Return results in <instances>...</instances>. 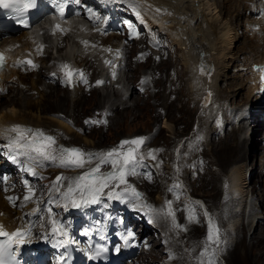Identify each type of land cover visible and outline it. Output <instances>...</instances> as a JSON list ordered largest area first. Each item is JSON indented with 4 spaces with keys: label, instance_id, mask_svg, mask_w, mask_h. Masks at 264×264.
Masks as SVG:
<instances>
[{
    "label": "rangeland",
    "instance_id": "obj_1",
    "mask_svg": "<svg viewBox=\"0 0 264 264\" xmlns=\"http://www.w3.org/2000/svg\"><path fill=\"white\" fill-rule=\"evenodd\" d=\"M243 17V19L246 18L245 16ZM22 31L23 30L13 31L12 34H8L7 36L4 35L0 39L9 37L10 35L18 36ZM237 33L240 36H247V34L248 36L251 35L250 32L244 34L241 28L237 30ZM63 38L66 40L62 42V51L65 50L67 44V37L64 36ZM238 40L242 41L243 45L245 44V39L243 37ZM141 42L140 39H136L132 46H127L126 49L128 51L126 56L128 66L123 67V70L120 73L119 80H121V82L96 86L88 91L80 90L81 93L78 92V95L80 96L78 102L80 103H76L71 99V97H75L74 91L73 93H70L71 89L61 87L56 83H49L45 78L47 74L45 67L40 65L38 70H34L36 73H34L33 79L36 76L39 77L40 81L45 79L44 86L40 85L39 91H43L46 94V99L43 102L44 104L41 103L40 108L37 111L35 110V107H33L35 114L39 113V115L42 116H50L54 114L56 115V113H62L67 118L74 121L75 125L83 126V118L85 116H100L105 109L107 110L108 105L111 104L112 101H114V108L110 111L111 113L109 115L107 114L108 119L106 120V123L94 125L91 128L83 126V131L74 127L76 130L75 132L78 131V135L80 134L81 137L85 136L87 140H90L88 143L79 139L69 140L67 134H63V129L57 130V127L55 129L53 126L42 124L36 128L55 133L58 137L60 135V137L63 138V143L70 145L61 146L54 144L53 148L57 151L60 148H75L74 145L79 144V147L85 153H103L118 147L122 140H129L138 135L146 138V144L138 153V155L144 157L142 161L143 163L140 165L142 167H137L138 169L140 168L139 171L143 174V178H145L143 179L144 182H142V186H145V193L150 199L156 202L157 194H159L161 190L166 192L165 189L167 183L173 179L178 181L177 178L180 177L179 181H183L188 186V191L196 195V197L201 198L206 203V209H208V212L211 214V217L214 219V222L219 229L220 243L218 245L214 243L209 244L207 240L208 233L203 218L195 220L198 223L192 220L195 224L194 227H192L186 220L188 218L186 217L185 212L180 208L182 203L178 201L179 198L176 199L174 197L177 202H175L176 204L172 212H176L174 219L175 224L178 225V227L173 226L172 216H166L168 221L165 223V221L160 220L161 223H157V225L164 226V224H166V227L168 225V228L170 226L168 230L171 237L169 247L173 244L171 247L172 249H175L174 251L177 252V255H184V257L181 256V264H201V261H204V264H207L209 259H218V264H264V258H262L264 256V237L258 238V236L264 235V222H261L259 228L256 227L255 229L253 227L249 231V234L247 232L249 227L241 228L237 237V247L234 246V243H231L233 240V237L230 236V219H232L231 212L240 207V216L243 211V216L240 218V222L242 220L246 221V218L244 201L232 207V195L229 193L230 188H228L229 183L227 179L230 170L229 168L238 165V163L240 166L243 165L241 163L247 164L245 169H247L248 180L251 182L249 187L252 185L255 187V190H261V192L249 195V198L247 197L246 199V206L248 207L250 203H256L257 201V206H259L261 204L260 200L264 201V185L261 184L264 180V165L261 167L259 164V157L261 155L259 149L260 146L263 145L260 141V137L263 133L264 125L260 128V125L258 126L259 129L254 138H252V136L255 130H253L250 138L247 139L245 137L246 142H243L244 144L238 145V143L232 141L230 142L231 144L233 143L231 145L230 143H227V141H222L221 137L218 138L223 134L228 135L230 130L227 129L218 135L213 131L214 135H210V141L209 143H206L204 132L201 134V132L196 131V122L201 121L197 116H201L202 114L204 122L212 125L211 117L216 114L217 108L212 109L213 112L210 115L212 110L205 113L204 109L198 107L199 100L204 97V94L202 93H205L207 88L203 87L202 89L200 85H198L199 82L197 80L196 84L200 88L197 85L196 87L197 90L200 89V95H198L197 100L192 99L189 101L190 97L188 94L191 89L189 88L190 91H187L188 88L185 89V81H183V79L186 78L188 87L190 83L189 79H187L188 75L186 69H184L181 60L178 59V56L176 55L178 54V51L174 47H171L170 50L163 49L158 56L159 59L148 54L149 56L147 55L148 57L142 60L140 58L141 51H139L142 49ZM239 43L241 44V42ZM51 44L52 43L49 44V48L45 52V55L42 56L47 63H50L51 57L58 53L56 47H53ZM243 57V55H240L238 62L243 63ZM90 58L93 63L96 64L90 68L93 69L94 73H100L99 58L94 55ZM41 62L42 61H40V63ZM69 63L72 62L69 61ZM236 69L237 67H233L232 71L236 72ZM242 69L244 70V68ZM149 72L151 74H148ZM29 74L31 75V73ZM144 74H148L146 75L147 82L142 85L140 90V81H142V76ZM240 77L241 76H238L236 85H240ZM123 82L124 86H122ZM206 83L207 82H205V84ZM45 84L50 85L46 86ZM220 85L221 90L224 91L221 92L223 95L227 92L226 90L228 89V86L222 82ZM28 87L21 83L17 87L15 85L10 88L7 87V92L0 94L4 95L6 98H11L17 101L21 97L18 89H22L24 93L23 99L34 101V99L39 97V94L34 89L31 90V88ZM107 87H109V93L107 96H103L102 92H104ZM127 87H129V89ZM114 90L117 91V96L112 93ZM245 91L246 85L242 90L240 89V92L236 93L234 97H229V101L241 98L244 94L241 95V93ZM120 95H122V97L119 99L118 96L120 97ZM216 97L220 98L219 100H222L218 95H216ZM242 99H244V97ZM0 105V110L13 106V104L8 101H3ZM212 106L215 107L216 104H213ZM219 112L223 113V106L220 108ZM66 122L69 123L68 121ZM69 124L72 125L71 123ZM165 124L167 125L165 126ZM167 126H172L173 130L170 131ZM43 133L48 136L46 132ZM189 133H194L196 136L201 135L203 143L198 149L196 147L197 150H195V154H193L191 150L184 148L183 151L180 152L179 158V154L177 155L174 150L178 149L177 151L179 153V146L186 141L187 137L189 139ZM239 133V135L244 134L242 131H239ZM257 137L258 149H255L254 146ZM233 148L236 149V152ZM238 149L239 151H237ZM149 152H152L155 156L153 161L157 168L156 175L153 164L148 161V158L150 157L148 155ZM199 159H202L204 165L199 163ZM190 160H193V162H195V160L198 161L199 170L193 168L194 164L193 162H190ZM97 162L98 161L93 160L92 163L96 164ZM58 164V160L53 162L50 160L46 161L42 158L40 165L34 166V168L41 172V177L45 180V184L48 185L53 181L54 175L61 174L58 170L65 168L57 166ZM106 166L109 165H103V167ZM254 167L256 170L253 174L252 170H254ZM192 169L193 171H191ZM65 177L67 179L70 178L68 175ZM167 198V200L173 198L170 192L167 193ZM202 200L200 201L204 203ZM172 204L173 202L171 200V205ZM262 208H264V206ZM248 216L250 215L248 214ZM252 230H256V234L253 235V232H251ZM154 234L155 232L153 231L151 236ZM188 235H192L193 237L189 239ZM229 239H231V241ZM157 246L154 250L150 249L149 253H147L148 260L152 257H156L157 259L152 261V264H160L159 261L162 260L164 254L163 251L166 249L164 247L167 245L159 244ZM161 248H163V250ZM215 251L217 254L214 255ZM201 252H206V255L202 257ZM140 255L138 258H140ZM127 262L128 259L125 260L126 264ZM171 264L180 263L176 260L172 261Z\"/></svg>",
    "mask_w": 264,
    "mask_h": 264
},
{
    "label": "bare ground",
    "instance_id": "obj_2",
    "mask_svg": "<svg viewBox=\"0 0 264 264\" xmlns=\"http://www.w3.org/2000/svg\"><path fill=\"white\" fill-rule=\"evenodd\" d=\"M138 1H143L144 6H147L149 9L142 10V8L139 6L138 7L133 6L132 7L133 13L135 12L143 13L145 16H147L150 19L152 24L159 25L160 26L159 29L161 30V33L165 37L166 46L164 47V49L167 47V49L170 50L171 47H174L178 51L177 52L178 54L176 55L178 56V59L181 60L184 69H186L188 75L187 79H189V83H190L188 87L186 83L187 82L186 78L183 79V81H185V89L188 88L187 91H190L191 89L190 91L191 93L190 92L189 94L187 93L190 97L189 101H191L192 99L197 100L198 95H200L201 91L200 89L197 90L196 87L197 85L196 82L198 80L199 82L198 85H200L202 89L203 87L207 88L205 93H202L204 94V97H202L199 100V105H198V107L204 109L205 113L211 110V105L204 108L205 102L210 94H211L210 95L211 98H213V102L216 103V106L220 107V105L226 99H228L229 97H234V95L240 92V89L242 90V88L245 85H246V91L241 93V95L243 93L244 94L243 96H241V98H238L239 99L238 104L249 103L251 107L253 105V102H256L257 99L251 97V94L253 92V85L247 84V81L255 78L249 72V64L252 61H256V62L264 61V21L260 17L255 16L256 8L254 6V3L259 0H138ZM157 9H159V11H157ZM150 10H152L153 13L157 16L156 19H151L149 17L147 11ZM243 16H245L246 18L243 19L244 18ZM83 25H84L83 21L70 23L71 29L65 35V37H67V44L65 46L64 51H62L61 48L63 46L62 42L66 39L62 38L61 36L52 37L49 31L44 26L37 27L36 25L35 32L30 30H23L18 36L10 35L9 37H5L0 40V50H2L5 54L4 55L5 64L3 70L0 72V83L3 86H8L9 88L13 87L14 85L17 87L19 84L23 83L27 85V87L29 86L28 88H31V90L34 89L39 94V97L34 99V101H30L27 99L24 100L23 99L24 93L22 89H18L21 94V97L17 101L11 98L10 99L6 98L4 97V95L0 94V104L3 101H8L13 104V106L7 109L0 110L1 140L11 141V138L15 137V134L11 135L10 133L4 135L5 130L9 129L11 125L13 126L19 125L25 129L32 128L33 130L36 131L41 130L40 132L50 133L49 131H45L42 129H35L37 126H41L42 124H45L47 126H53L55 127V129L57 127V130L63 129V134H67L69 140L79 139V140H83L86 143L90 142V140H87L85 136L81 137L80 134L78 135L77 133L78 131L75 132L76 130L72 125L69 124L70 122L67 123L66 122L67 120L66 121L63 120L62 117L55 114L50 115L51 116L50 117V116L39 115V113L37 114L34 113L33 107H35V110L37 111L40 108L41 103H43L46 99V94L43 91L42 92L39 91L40 85L44 86L45 79L40 81L38 76L34 77L33 79L34 73H36L34 70L23 72L20 69H16L13 67L14 63L10 59V55H14V54L23 55V51L21 50H23L26 47L30 48L31 45L36 40V35L39 36L41 35L43 37V41L45 42L44 52L48 50L50 43H52L51 45L53 47L54 46L56 47L58 52L55 56L51 57L50 63H47L42 58V56L35 58V60L38 61L39 63L40 61H42L40 64L45 67L47 74L50 71L55 70L57 68V65L62 61H71L74 65H84L87 67L96 65L93 63L90 57L93 55L96 57L98 53L102 51V48L98 46L99 43H105L106 45H112V46H120L119 40H117L119 35H117L116 33H112L111 35L108 36H99L91 32L89 27H83ZM41 28L44 29L42 34H40L39 32V29ZM240 28L243 30L244 34L250 32L251 35L250 36H248V34L247 36L238 35L237 30ZM242 37L245 39L244 45L242 44V41L238 40ZM99 39L100 42L98 41ZM8 41H10V43L6 45ZM239 42H241V44ZM16 44L20 46H16ZM240 55L244 56L243 63L238 62ZM124 61L125 64L123 67L128 66V61L126 56L124 57ZM244 66L246 68L243 70L242 68ZM201 67H203V71H201ZM233 67H237L236 72L232 71ZM29 73H31V75ZM238 76H241L240 77L241 79H239L240 85H236L238 81L237 80ZM45 78L47 79L46 76ZM115 82L120 83L121 80L117 79ZM205 82H207L206 83L207 86ZM221 82L225 83V85L228 86V89L226 90L227 92H225V94L223 95L221 93L224 92L221 90V85H220ZM45 85L47 86L50 84H45ZM122 86H124V82ZM127 88L129 89V87ZM73 91L75 92V97L74 98L71 97V99L77 103L80 100L79 99L80 96L78 95V92L81 93L80 88H74L73 90H70V93L71 92L73 93ZM102 93L103 96H107V94L109 93V87H107L105 91ZM112 93L117 96V91L114 90ZM216 95L221 97L222 100H219L220 98L216 97ZM121 97L122 95H120V97L118 96L119 99ZM243 97L244 99H242ZM263 103L264 102L261 101L258 104H255V106L259 107V109L264 112ZM113 108H114V101H112L111 104L108 105L107 110L111 111L113 110ZM259 114H256L254 117L253 130L255 131L253 132L252 138L255 137V134L258 131V129L264 125V120L259 118ZM197 117L200 118L201 121L196 122V126H197L196 131L201 132V134L202 132H204L205 141L206 143H209L210 135H214L213 133L214 127L204 122V119L202 118V114L201 116H197ZM166 125L167 124H165V126ZM167 128L170 131L173 130L172 126L170 127L167 126ZM239 134H240L239 129H231L228 135L223 134L224 136L221 135L218 138L221 137L222 141H227V143L235 141L236 143H238V145L244 144L243 142H246V138L245 136H241ZM197 136H201V135H197ZM197 136L194 133L192 134L189 133V139L187 137L186 141H184L183 144L179 146V153L177 151L178 149L174 150L177 153V155L179 154V158H180V152H182L184 148L191 150L193 154H195L194 152L196 150V147H199L203 143V140L200 143H198V141L196 140ZM58 138L60 141L64 142L62 140L63 138H61L60 135ZM257 144H258V137L257 140L255 141V146H254L255 149L256 148L258 149ZM16 150L20 151L23 150V148L16 147ZM233 150L236 152L235 148H233ZM259 150L261 151V155L259 157V164L262 167L264 165V145H261ZM237 151H239V149ZM241 164L243 165L240 166V164L238 163L239 166L234 165L231 168H229L230 170L228 172V178H227L229 183L228 188H230L229 193L232 195L231 196L232 207L244 201V211L246 218V221L242 220L240 222V218L243 216V211H242V215L241 216L239 215V212L241 210L240 207L231 212L232 219H230L231 220L230 236L233 237L231 243H234L235 247H237L238 245L237 237H238V233H240L241 228L249 227L247 231L249 234V231L253 227L255 229L256 227L259 228L261 226V222H264V208H262L264 206L263 200H260L261 204L259 206H257L258 201L256 203L255 202L250 203L248 207L246 206L247 197L249 195H253V193L261 192V190L260 191L255 190V187H253L252 185L251 187H249L251 182L248 180L247 169H245L247 167V164L244 163ZM255 170L256 169L254 167V170H252L253 174L255 173ZM263 182L264 180L262 181V183L260 181V183L264 185ZM185 186L188 191V186L186 184ZM160 192L156 196L157 204L162 203L167 198V193L165 191L161 190ZM189 194L192 195L193 198L201 202L200 201L202 200L201 198L196 197V195H194L193 193L189 192ZM172 202L174 203L175 201L172 200ZM203 204L205 206V210L207 211L206 203L204 202ZM1 210L3 211L4 214L3 215L0 214V225H7L8 227L14 225L15 222H12L13 220L12 215L14 214V211H16V209L14 207H11L6 202L0 191V211ZM248 214L250 216H248ZM192 220L194 219L188 220V222L191 224L192 227H194L195 224L194 221ZM7 226L4 227L7 228ZM167 229H169L168 225H167ZM251 232H253V235L256 234V230H252ZM192 237L193 236L190 235L189 239H191ZM262 237H264V235L258 236V238H262ZM148 240L152 242V246L150 248L151 250H154V248H156V246L159 245L158 243H160L159 241L160 239H156L155 235L150 236L149 234ZM229 240L231 241V239ZM172 245L173 244H171V246ZM161 249L163 250V248ZM147 253H149V251L140 255L141 261L140 263L137 264H152L151 263L152 261L157 260L156 257H152L151 259L148 260ZM70 256L72 258L75 257L73 253H70ZM181 256L184 257L183 254L175 255L173 257V261L177 260L181 264L180 261ZM162 257L164 258L165 255L163 254ZM163 258L161 261H159L160 264H167L164 262ZM262 258H264V256Z\"/></svg>",
    "mask_w": 264,
    "mask_h": 264
},
{
    "label": "snow or ice",
    "instance_id": "obj_3",
    "mask_svg": "<svg viewBox=\"0 0 264 264\" xmlns=\"http://www.w3.org/2000/svg\"><path fill=\"white\" fill-rule=\"evenodd\" d=\"M36 0H0V8L2 9H12L16 13H23L30 8L35 6ZM159 11V9H157ZM61 16H63V10L61 9ZM21 23H25L21 21ZM59 26H57L58 28ZM21 63H27L32 65V61L17 62L16 66H20ZM4 65L3 55L0 54V70H2ZM35 67V65H32ZM63 68L66 70V76L69 78V83L71 82L72 72L68 71V66L64 65ZM203 71V67H201ZM264 71V70H262ZM115 75V73H113ZM83 74H81V77ZM261 80L264 81V75L261 76ZM102 83L97 81V84ZM88 123V122H86ZM91 123H106V121H91ZM8 133H15V137L11 138V144L18 148H24L27 152L34 153L35 157H42L45 160L59 161L57 166L72 168V169H83L86 165H91L93 160L98 161L94 167L88 168L87 171L83 172L81 175L77 176L75 179L68 182L67 191L63 193V197L66 201H70L73 207H81L83 204H94L98 203L101 194L105 189H111L108 192L109 199H123L125 193L130 192L137 200L141 199L142 194L137 192L136 189L128 184L127 178L129 176L138 175L137 167L141 165L144 157L138 155L141 147L145 143L144 137H137L131 140H123L120 145L113 148L107 152L103 153H85L78 148H60L58 151L53 148L55 144V139L51 136H46L43 132L32 131L30 129L22 128L19 125H15L9 129L5 130L4 135ZM27 154V153H26ZM148 155L155 159L152 152ZM103 165H110L111 171L107 173L101 172V167ZM29 171H31L29 169ZM65 178L62 176H57L54 181V187L59 185ZM121 185H126V187L117 191ZM180 184L173 185L169 191H173L176 188H180ZM59 188L57 187V191ZM78 193L80 200L74 198L75 194ZM32 189L29 188V194L24 197L25 201L30 200L32 197ZM178 198V197H177ZM9 201L12 202L13 198L8 197ZM168 206V216L173 217V226L178 227L175 224L174 213L171 210V201H166ZM153 211L150 205H142ZM207 215V214H205ZM189 219H194V216L190 214ZM52 234L53 236H63L67 237L68 233L64 230L62 225L56 221H52ZM28 233L25 230L17 229L14 232H6L3 226H0V237H6L4 240H0V264H12L15 257L13 255L14 249L13 245L19 246L25 240ZM133 233L129 232L128 237H132ZM207 240L209 244H219V229L215 227L214 223L209 219L208 223V236ZM67 240H57L58 245H63L68 243ZM127 242V241H126ZM99 253H97L98 255ZM206 252H201V256H205ZM171 258V257H170ZM204 264V261H201ZM207 264H215L211 259L207 261Z\"/></svg>",
    "mask_w": 264,
    "mask_h": 264
}]
</instances>
